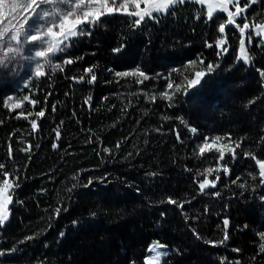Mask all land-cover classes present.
Here are the masks:
<instances>
[{
	"label": "trees",
	"instance_id": "trees-1",
	"mask_svg": "<svg viewBox=\"0 0 264 264\" xmlns=\"http://www.w3.org/2000/svg\"><path fill=\"white\" fill-rule=\"evenodd\" d=\"M247 18L264 23V0L248 7ZM103 20L53 57V64L68 57L73 64L56 72L45 65L48 75L32 81L35 106L5 107L13 82L0 77V182L7 171L14 183L9 219L0 226V264H144L153 241L169 248L161 264H264V185L255 160L244 156L264 159V78L257 71L264 70V37L251 45L245 37L253 58L245 64L237 61L238 29L226 24L220 34L224 15L209 20L192 1L140 27L124 14ZM219 39L227 40L226 52ZM208 63L214 71L200 86L187 94L167 89L169 81L186 86L184 77ZM93 66L97 80L79 82ZM136 68L150 79L115 75ZM165 91L175 93L172 101ZM41 110L45 116L36 117ZM21 111L32 115L26 120ZM229 135L242 141L235 159L226 153L230 174L214 171L208 179L219 175L217 186L201 192L204 169L217 167L218 153L201 156L198 146L205 137L224 138L215 149ZM225 218L228 241L208 243L223 238Z\"/></svg>",
	"mask_w": 264,
	"mask_h": 264
},
{
	"label": "snow or ice",
	"instance_id": "snow-or-ice-1",
	"mask_svg": "<svg viewBox=\"0 0 264 264\" xmlns=\"http://www.w3.org/2000/svg\"><path fill=\"white\" fill-rule=\"evenodd\" d=\"M189 0H11L9 7V13H14L10 18L6 16L5 13V0H0V67L4 66L6 63L15 60L18 57H22L27 51L25 45H31L37 50L34 52V57L38 60H44L48 64L52 72L57 70L63 71L64 65H71L75 62L74 58L68 57L62 60L61 63L53 64V57H58L60 53L67 51L71 47L73 41L81 35H91V29L97 27L99 24L104 23L103 18L106 16H111L114 14H124L132 18V25L135 27H140L146 19L154 18V14H166L174 10L175 5L187 3ZM194 3H198L201 6L207 4V19H219V13L226 14V23L221 22L218 25V31L220 34H225L226 24L227 26H234L238 29L240 34L239 39V49L237 61H241L245 64H249L252 61V57L249 55V51H246V39L248 45H251L254 37L264 36V23H255L250 25L247 18V9L250 4H255L257 0H192ZM143 5V7H141ZM134 8V10H130ZM234 7V11L230 10ZM218 10V14L214 16V11ZM238 19H243L244 22L242 26L237 23ZM5 21L7 24L5 26ZM257 29L258 31L253 33L252 29ZM247 30V31H246ZM227 43L226 39L217 40L216 46L221 48L222 51L226 52L227 48L223 47ZM212 44H207V47H212ZM264 47V44L260 45ZM120 48L114 49L113 51H120ZM220 55V52L217 53ZM82 58V57H81ZM191 65H196L197 61L189 62ZM205 62L203 60L199 61V64L203 65ZM214 65L208 63L206 68H201L196 71L194 75L189 78L185 76L186 86L181 84H175L171 81L167 84V89L171 90L175 87L176 92L183 91L184 94L191 89H194L201 85L205 77L214 71ZM93 67H88L84 71L86 74L90 75V79L85 81V77H79V82L94 83L97 80V76L94 73ZM111 71V69L109 70ZM174 71H179L174 69ZM261 77L264 78V70H257ZM34 75L36 78H42L48 75L44 70V65L39 62L36 63L34 69ZM117 77H137V83L143 84L144 81L150 79L149 75L139 68H136L130 72H116ZM142 78V79H141ZM76 80V77L72 78ZM175 93H170L165 91L161 93V96L172 101ZM11 99V98H9ZM24 100H30L29 97H24ZM155 96L152 97L154 101ZM30 103L35 106L39 103L35 99H31ZM5 107L12 110L21 109L23 107L22 102H16L14 104H9L8 100L5 101ZM53 111H55V106H53ZM32 113L21 111L19 116L24 119H28ZM36 117H44V110L35 113ZM181 123H185L182 118ZM187 126V125H186ZM31 127L33 130L37 129V122L35 120L31 121ZM190 131L195 133V128H190ZM177 139H180V135L177 132ZM57 138L59 139V133H57ZM222 137L216 136L209 142V138L205 137L204 142L199 148V154L203 156L205 153L212 152L215 150L218 153L217 167L214 169L212 167L205 168L204 179L199 183V189L204 192L205 189L215 188L217 182L220 180V176L217 175L215 179L209 180L208 175H211L214 171H223L225 174H230V169L228 168L226 153L230 154L231 159H235L237 156L236 149L242 147V141H233L231 136L227 137L228 143L223 144L219 147L214 145L221 141ZM234 144V147L232 146ZM57 145L53 144V148ZM119 147V145H117ZM31 146L24 151H30ZM108 151V149H105ZM245 157L251 156L255 160V164L258 166V176L260 184L264 185V159L257 158L251 153H244ZM223 162V163H221ZM4 165L0 164V169H4ZM204 173H201L203 175ZM9 173L7 171L3 172L2 182H0V226H3L5 222L9 219L10 215V205L14 203L12 190L14 188L13 180L9 179ZM252 175V173H249ZM253 179L257 177L252 176ZM18 180L19 177H15ZM238 179V178H237ZM93 181L89 179L88 183L84 187H88ZM236 183L235 180L232 181ZM15 186L18 187V184ZM244 188V184L239 185ZM75 187V185H74ZM71 191V189H69ZM214 195L219 196V192H215ZM168 202L172 204H177L178 202L172 198H168ZM179 207L183 208V204H178ZM61 209L57 208L55 214L58 216ZM94 215V214H93ZM75 223V221H74ZM230 221L225 218L223 220L224 225V235L219 241H208V243H213L214 245H222L229 239V233L227 231ZM246 227V226H245ZM63 235V233H61ZM197 238L199 239V234L197 233ZM260 237L264 240V233H260ZM26 239H32V237H27ZM166 245H162L159 242H153L149 246L148 251L155 253L154 256L146 260V264H161L162 257L167 255L166 251H158V249H164ZM14 250V249H13ZM260 250L264 252V244H261ZM234 251H239V249H234ZM4 252L0 251V255Z\"/></svg>",
	"mask_w": 264,
	"mask_h": 264
},
{
	"label": "rangeland",
	"instance_id": "rangeland-1",
	"mask_svg": "<svg viewBox=\"0 0 264 264\" xmlns=\"http://www.w3.org/2000/svg\"><path fill=\"white\" fill-rule=\"evenodd\" d=\"M192 1V0H189ZM215 3V0H213ZM11 4V0H5V13L6 16L10 18L11 15H14V13H9V7ZM200 5V4H199ZM251 5V4H250ZM143 7V5H141ZM207 14V7L208 5L205 4L202 6ZM130 10H134V8H131ZM230 10H235L234 7ZM218 13L217 11H214V15ZM225 17L224 22L226 23V14H223ZM243 19H238L237 23H239L241 26L243 24ZM7 24V21H5V26ZM234 27V26H233ZM247 31V30H246ZM253 33L255 34L257 29H252ZM264 37V36H260ZM259 37H254V39ZM224 47V46H223ZM26 52L22 57H18L15 60L6 63L4 66L0 67V77H5V81L13 82V92L7 99L9 104H14L16 102H26L28 100H24V97H28V94L31 93L32 90L27 92L31 88L32 81L36 78L34 75V69L37 62L40 64H43L44 66L48 65L44 62V60H38L34 57V52L37 50L36 48L32 47L30 44L25 45ZM221 49V48H220ZM226 96L228 95L227 92H224Z\"/></svg>",
	"mask_w": 264,
	"mask_h": 264
},
{
	"label": "crops",
	"instance_id": "crops-1",
	"mask_svg": "<svg viewBox=\"0 0 264 264\" xmlns=\"http://www.w3.org/2000/svg\"><path fill=\"white\" fill-rule=\"evenodd\" d=\"M158 251H163L162 249H158ZM155 255V253H152V255L149 257V258H151L152 256H154ZM148 259V257L146 258V260ZM146 260H145V263H146Z\"/></svg>",
	"mask_w": 264,
	"mask_h": 264
}]
</instances>
